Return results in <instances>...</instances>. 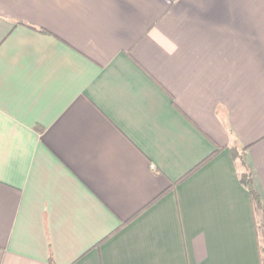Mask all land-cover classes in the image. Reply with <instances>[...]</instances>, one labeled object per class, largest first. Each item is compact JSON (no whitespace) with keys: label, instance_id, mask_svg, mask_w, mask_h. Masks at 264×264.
Masks as SVG:
<instances>
[{"label":"crops","instance_id":"crops-1","mask_svg":"<svg viewBox=\"0 0 264 264\" xmlns=\"http://www.w3.org/2000/svg\"><path fill=\"white\" fill-rule=\"evenodd\" d=\"M246 171L264 0H0V264H264Z\"/></svg>","mask_w":264,"mask_h":264},{"label":"trees","instance_id":"trees-1","mask_svg":"<svg viewBox=\"0 0 264 264\" xmlns=\"http://www.w3.org/2000/svg\"><path fill=\"white\" fill-rule=\"evenodd\" d=\"M23 25L27 26L30 29H33L35 31H38L40 33L43 32L42 30L37 29L35 27L29 26V25H26V24H23ZM218 152H219V150H217L216 152H214L201 165H199L195 170H197L200 166H202V165L206 164L207 162H209L210 160H212L216 156V154ZM234 156L235 157H239V156H237V153L236 152L234 153ZM195 170H193L186 177H188L189 175H191ZM241 182L245 186V188H247V190L249 191L250 196H251V199H252L254 211L257 213V217L258 216L260 217V220L259 221H261V222H258L259 223L258 224L259 229L261 227L264 228V204H263V200H262L261 194L258 192V190L255 187V182H254V179H253V174L251 172H249V171H246L245 173L241 174ZM164 194H162L158 199H160Z\"/></svg>","mask_w":264,"mask_h":264},{"label":"rangeland","instance_id":"rangeland-1","mask_svg":"<svg viewBox=\"0 0 264 264\" xmlns=\"http://www.w3.org/2000/svg\"><path fill=\"white\" fill-rule=\"evenodd\" d=\"M260 240H261V248H262V255H263V262H264V228H260Z\"/></svg>","mask_w":264,"mask_h":264}]
</instances>
